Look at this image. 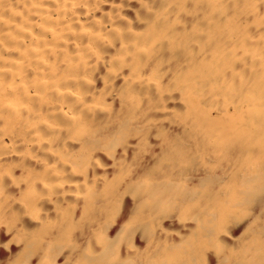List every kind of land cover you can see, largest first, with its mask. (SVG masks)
I'll return each mask as SVG.
<instances>
[{
	"label": "bare ground",
	"instance_id": "bare-ground-1",
	"mask_svg": "<svg viewBox=\"0 0 264 264\" xmlns=\"http://www.w3.org/2000/svg\"><path fill=\"white\" fill-rule=\"evenodd\" d=\"M0 264H264V0H0Z\"/></svg>",
	"mask_w": 264,
	"mask_h": 264
}]
</instances>
